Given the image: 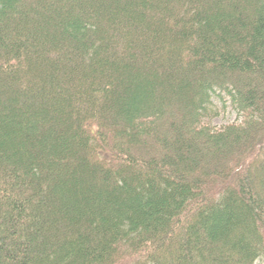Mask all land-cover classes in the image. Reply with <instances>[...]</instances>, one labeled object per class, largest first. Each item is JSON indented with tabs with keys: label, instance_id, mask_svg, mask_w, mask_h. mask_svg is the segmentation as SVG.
<instances>
[{
	"label": "trees",
	"instance_id": "trees-1",
	"mask_svg": "<svg viewBox=\"0 0 264 264\" xmlns=\"http://www.w3.org/2000/svg\"><path fill=\"white\" fill-rule=\"evenodd\" d=\"M257 261L264 0H0V264Z\"/></svg>",
	"mask_w": 264,
	"mask_h": 264
},
{
	"label": "rangeland",
	"instance_id": "rangeland-1",
	"mask_svg": "<svg viewBox=\"0 0 264 264\" xmlns=\"http://www.w3.org/2000/svg\"><path fill=\"white\" fill-rule=\"evenodd\" d=\"M223 99L214 95V107L210 113L202 118L203 123L220 128L229 123H240L243 120L242 112H239L229 99V96L223 95ZM255 264H259L257 261Z\"/></svg>",
	"mask_w": 264,
	"mask_h": 264
}]
</instances>
